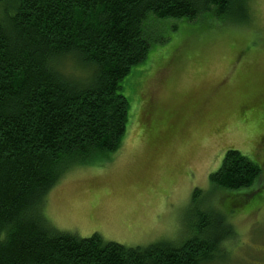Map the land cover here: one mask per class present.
Wrapping results in <instances>:
<instances>
[{"label": "trees", "instance_id": "trees-1", "mask_svg": "<svg viewBox=\"0 0 264 264\" xmlns=\"http://www.w3.org/2000/svg\"><path fill=\"white\" fill-rule=\"evenodd\" d=\"M249 2L0 0V264H210L220 257L237 236L228 213L264 200L262 167L237 149H227L209 175V196L194 189L184 241L127 246L97 232L82 237L56 228L44 204L68 168L101 164L121 147L130 106L122 82L147 58L150 26L210 15L242 21ZM155 108L147 102V118ZM214 190L222 192L220 206L211 201Z\"/></svg>", "mask_w": 264, "mask_h": 264}, {"label": "rangeland", "instance_id": "rangeland-1", "mask_svg": "<svg viewBox=\"0 0 264 264\" xmlns=\"http://www.w3.org/2000/svg\"><path fill=\"white\" fill-rule=\"evenodd\" d=\"M247 14L150 26L148 56L122 82L130 106L121 147L106 162L65 171L44 204L56 228L127 246L180 242L188 237L194 189L210 194L209 175L227 149L260 164L264 179V0H250ZM148 101L156 108L145 119ZM214 191L218 205L222 192ZM259 199L228 213L237 236L210 264H264Z\"/></svg>", "mask_w": 264, "mask_h": 264}, {"label": "flooded vegetation", "instance_id": "flooded-vegetation-1", "mask_svg": "<svg viewBox=\"0 0 264 264\" xmlns=\"http://www.w3.org/2000/svg\"><path fill=\"white\" fill-rule=\"evenodd\" d=\"M148 99H150V97ZM167 139H168V135H165L161 137V140H162L161 142L164 143V141H166Z\"/></svg>", "mask_w": 264, "mask_h": 264}]
</instances>
